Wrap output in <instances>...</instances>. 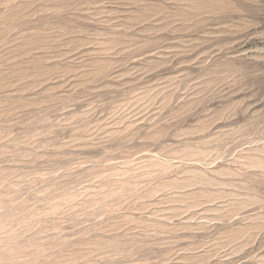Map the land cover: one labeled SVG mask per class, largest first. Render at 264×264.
Instances as JSON below:
<instances>
[{
	"label": "rangeland",
	"instance_id": "1",
	"mask_svg": "<svg viewBox=\"0 0 264 264\" xmlns=\"http://www.w3.org/2000/svg\"><path fill=\"white\" fill-rule=\"evenodd\" d=\"M0 264H264V0H0Z\"/></svg>",
	"mask_w": 264,
	"mask_h": 264
}]
</instances>
